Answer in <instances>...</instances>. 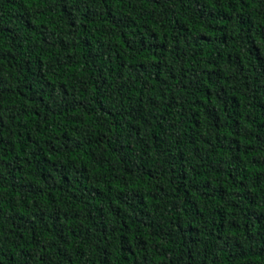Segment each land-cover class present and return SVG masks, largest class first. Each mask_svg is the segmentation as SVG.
I'll list each match as a JSON object with an SVG mask.
<instances>
[{
	"label": "trees",
	"instance_id": "obj_1",
	"mask_svg": "<svg viewBox=\"0 0 264 264\" xmlns=\"http://www.w3.org/2000/svg\"><path fill=\"white\" fill-rule=\"evenodd\" d=\"M0 264H264V0H0Z\"/></svg>",
	"mask_w": 264,
	"mask_h": 264
}]
</instances>
